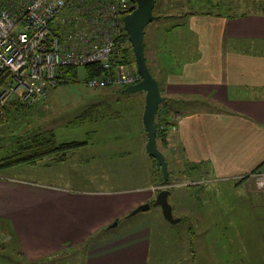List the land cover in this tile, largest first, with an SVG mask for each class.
<instances>
[{
  "label": "rangeland",
  "instance_id": "rangeland-1",
  "mask_svg": "<svg viewBox=\"0 0 264 264\" xmlns=\"http://www.w3.org/2000/svg\"><path fill=\"white\" fill-rule=\"evenodd\" d=\"M262 1L158 0L153 13L165 16L146 24L142 38L152 77L160 84V70L165 74L187 58L191 33L186 13L218 10L211 6L217 2L220 10L232 3L235 12H249ZM67 9L62 13L67 14ZM183 13L185 16H179ZM75 72L73 81L49 89L43 101L24 103L31 106L2 118L0 157L13 149V137L33 128L50 130L56 142L87 140L86 144L66 150L64 155L56 152L41 157L34 165L0 169V175L51 188L97 191L124 199L138 197L141 202H151L156 189L166 187L171 215L178 220L168 222L151 203L129 216L126 212L132 208H127L124 215L113 219L115 225L107 228L110 221L100 228L88 245L65 243L61 251L31 262L17 253L14 240L6 241L2 236L0 264H212L218 258L219 264H264V205L258 204L264 195L237 188L230 181L207 180L199 168H193L195 163L191 167L185 163L177 147H165L158 139L155 145L166 161L169 183L155 184L152 161L136 150L138 135L144 133L143 92H120L116 90L119 86L88 87L83 68L77 66ZM161 92L173 102L170 115L183 110L181 99L167 96L163 88ZM203 102L202 106L212 105ZM122 149L132 154L125 155ZM252 179L251 186L264 192L257 178ZM148 192L151 194L146 195Z\"/></svg>",
  "mask_w": 264,
  "mask_h": 264
},
{
  "label": "crops",
  "instance_id": "crops-1",
  "mask_svg": "<svg viewBox=\"0 0 264 264\" xmlns=\"http://www.w3.org/2000/svg\"><path fill=\"white\" fill-rule=\"evenodd\" d=\"M215 7L216 13L188 12L187 58L165 74L160 70L158 87L183 106L171 115L175 121L165 132V147H177L207 180L264 195L250 184L264 171V2L257 5L263 10L249 12H235L232 3ZM205 100L212 105L202 106ZM145 140L144 130L136 141L139 155H148ZM124 198L0 175V237L7 241L13 235L17 253L31 262L61 251L65 243H81L141 203L138 197Z\"/></svg>",
  "mask_w": 264,
  "mask_h": 264
},
{
  "label": "built area",
  "instance_id": "built-area-1",
  "mask_svg": "<svg viewBox=\"0 0 264 264\" xmlns=\"http://www.w3.org/2000/svg\"><path fill=\"white\" fill-rule=\"evenodd\" d=\"M65 7L70 9L67 14L62 13ZM133 7L134 1L129 0H0V71L6 70L10 78L0 88V117L11 96L24 103L43 101L55 86L58 66L100 63L107 68L116 55L113 38L118 34V16ZM57 17L55 24L69 22L70 27L46 40L47 23ZM113 71L110 76L90 78L86 86L127 85L139 79L128 66L115 65ZM254 176L264 188V172Z\"/></svg>",
  "mask_w": 264,
  "mask_h": 264
},
{
  "label": "trees",
  "instance_id": "trees-1",
  "mask_svg": "<svg viewBox=\"0 0 264 264\" xmlns=\"http://www.w3.org/2000/svg\"><path fill=\"white\" fill-rule=\"evenodd\" d=\"M129 1L133 2L134 0H129ZM157 2L158 0H154L153 8L156 7L155 5L157 4ZM217 5H219L218 2L211 6H217ZM258 8L259 10L260 9L263 10L264 7L263 8L258 7ZM69 12H70V9H67V13ZM211 12L212 11H207L205 13H211ZM186 14H189V13H186ZM164 16L165 15L158 13L157 18H161ZM179 16H185V13ZM117 21H118V24H117L118 34L113 38V45H114V49L116 50L115 58L113 61H109L107 68H102L100 63H88L86 65L80 66L84 70L83 72L84 80L83 81L85 85H86V82L90 78L98 76L100 74H107L109 76L113 75V72H114L113 70H114L115 65L128 66L131 68L132 71L136 72L135 67H134L131 47H130L129 42L126 39L125 31L121 27V20L119 16H118ZM47 24H48V27H47V32L45 34L46 40L50 39L52 36L59 37L60 33H62L65 30V28L70 27V24L61 25V26L58 24H55L53 19L49 20ZM53 25L57 26V28H54ZM177 25L178 23L171 24L170 28L176 27ZM76 68L77 66H70V65L69 66H58L56 68V78L57 79H56L55 86H57L58 84H64V83L73 81L76 75V72H75ZM9 82H10L9 73L6 70H1L0 71V88H4L5 86L9 84ZM125 85L126 84L108 82L100 87L119 86L120 90L119 89H116V90L122 92V89L124 88ZM161 90L162 89L159 88L160 94H161ZM11 98H13L14 100ZM11 98L7 99L1 107L3 114H4L3 117L9 115L11 112L19 113L21 109L25 108V106H31V105L24 104V102L16 101L17 99L13 96H11ZM170 100L171 99H169L168 97L162 96V100L158 104L157 111L154 117L155 140L158 139L161 145L166 144V141H165L166 133L165 132L170 126L173 125V121L170 118L171 117L170 115L171 104H173V102ZM83 114H87V110L83 111L82 115ZM3 117H0V124L3 121L2 120ZM33 129L34 130L30 132H24L23 134L16 135L15 137L12 138V141L14 144L13 149L10 150L4 156L0 157V169L11 167V166L22 164V163H25L28 165H34L35 162L41 157H44V156H47L49 154L56 153V152L60 155H64L63 153L64 151L83 146L87 142V140H69V141L56 142L54 135L52 134V132H50V130H39L35 128ZM147 156L150 158V160L153 163V171H152L153 180L154 182H157L155 184L157 185L168 184L169 183L168 176H167L166 181H162V176L160 174V171L155 167L153 158L150 157L149 155ZM156 190L158 191L159 189H156ZM101 229H104V227ZM98 234H99V230L89 234L87 237H85L83 242L78 244V246L81 244H83V246L88 245L96 238V235ZM10 236H11L10 240L12 241L13 235L10 234ZM39 259L41 258L39 257L38 259L34 261H38Z\"/></svg>",
  "mask_w": 264,
  "mask_h": 264
},
{
  "label": "water",
  "instance_id": "water-1",
  "mask_svg": "<svg viewBox=\"0 0 264 264\" xmlns=\"http://www.w3.org/2000/svg\"><path fill=\"white\" fill-rule=\"evenodd\" d=\"M154 0H134V7L127 13L120 17L121 27L126 33V39L130 44L135 70L139 76L138 81L132 84H127L122 89V92H143V110L141 113V123L145 130V144L146 153L153 158L155 167L160 171L162 181L167 180L166 161L162 153L155 146V127L154 117L157 111L158 104L162 100L159 93L157 81L150 74L143 55V28L153 19L157 18L153 14ZM166 187H160L156 191L152 205H157L161 211L162 217L170 223H174L178 218L171 215L170 205L166 200ZM149 204L141 202L134 206L126 213L127 216L147 209ZM116 221H112L107 225L111 227L115 225Z\"/></svg>",
  "mask_w": 264,
  "mask_h": 264
},
{
  "label": "flooded vegetation",
  "instance_id": "flooded-vegetation-1",
  "mask_svg": "<svg viewBox=\"0 0 264 264\" xmlns=\"http://www.w3.org/2000/svg\"><path fill=\"white\" fill-rule=\"evenodd\" d=\"M155 193H156V192H154V195H153V199H152V201L154 200ZM152 201H151V202H149V201H143V202H147L148 204H150V203H152ZM112 221H113V219L111 220V222H112ZM114 221H115V220H114ZM111 222H110V223H111Z\"/></svg>",
  "mask_w": 264,
  "mask_h": 264
}]
</instances>
